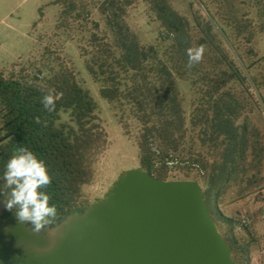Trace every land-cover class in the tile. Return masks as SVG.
Here are the masks:
<instances>
[{
	"label": "trees",
	"instance_id": "16d2710c",
	"mask_svg": "<svg viewBox=\"0 0 264 264\" xmlns=\"http://www.w3.org/2000/svg\"><path fill=\"white\" fill-rule=\"evenodd\" d=\"M147 2L163 33L153 42L143 43L116 13L103 11L106 30L102 34L92 32L86 44L79 47L85 69L99 83V93L109 103L124 135L135 141L139 167L153 177L167 181L165 166H157L164 157L178 162L184 158L181 130L186 124L199 129L202 147L212 145L220 151L221 162L204 180L203 198L217 229V221L224 228V233L218 231L232 259L248 264L253 238H238L232 220L218 210V199L236 160L243 158L248 147V126L237 123L238 100L228 86L248 79L223 46L228 35L215 28L212 17L193 26L192 30H197L194 36L186 18L171 7L158 0ZM103 3L113 6L114 0ZM53 4L62 7L60 17L77 11L75 0H56ZM200 45L205 46L203 58L189 68L187 49ZM180 83H186L196 95L188 118ZM250 83L256 86L253 78ZM50 90L55 97V110L51 112L41 103ZM61 112L67 114V121L62 120ZM151 144L159 149V155L152 151ZM108 146L96 102L72 68L48 58V63L31 62L28 68L22 66L8 74L0 69V190L8 160L18 147H27L46 163L52 177L45 191L51 197L50 204L57 207L58 224L92 204L84 187L93 182ZM0 199L4 200L2 194ZM14 211L5 208L4 214L14 215Z\"/></svg>",
	"mask_w": 264,
	"mask_h": 264
},
{
	"label": "rangeland",
	"instance_id": "374dc122",
	"mask_svg": "<svg viewBox=\"0 0 264 264\" xmlns=\"http://www.w3.org/2000/svg\"><path fill=\"white\" fill-rule=\"evenodd\" d=\"M56 0H0V69L6 74L20 67L28 68L31 62L48 58L64 63L76 74L78 81L89 90L97 105V113L108 135L109 146L96 168L93 182L84 187L92 203L104 195L129 173L139 169L138 148L133 139L124 135L109 103L99 93L100 85L85 69L80 56L92 32L106 30L103 11L117 14L118 20L128 24L143 43L153 42L163 29L155 21L147 0H114L113 6L104 0H75L77 11L60 17L62 7ZM186 18L192 30L203 19L213 18L215 28L225 30L228 40L224 47L248 81H236L228 87L238 100L240 117L237 123L248 126V147L243 158L236 160L233 172L218 199V210L232 220L238 213L259 218L264 230V0H158ZM118 8H121V12ZM84 14L77 17V13ZM197 36V30H192ZM33 72V71H31ZM255 80L256 86L250 83ZM186 117L192 110L196 96L186 83L178 86ZM62 120L68 116L61 112ZM132 130V128H131ZM182 131L183 165L165 167L167 180H187L199 183L204 190L205 178L221 162L220 151L200 145L198 128ZM208 142V141H207ZM191 147V148H190ZM192 160L194 164L192 165ZM195 160V161H194ZM203 165L205 168H203ZM160 166V165H158ZM195 166H198L196 168ZM4 200L0 199V222L14 215L4 214ZM218 229L224 233L220 221ZM253 224V222H252ZM252 226L246 234L234 231L238 238H253L250 256L261 250V242L252 236Z\"/></svg>",
	"mask_w": 264,
	"mask_h": 264
},
{
	"label": "water",
	"instance_id": "95a60500",
	"mask_svg": "<svg viewBox=\"0 0 264 264\" xmlns=\"http://www.w3.org/2000/svg\"><path fill=\"white\" fill-rule=\"evenodd\" d=\"M0 264H237L199 183L139 167L82 213L36 234L0 222Z\"/></svg>",
	"mask_w": 264,
	"mask_h": 264
},
{
	"label": "clouds",
	"instance_id": "9594fccd",
	"mask_svg": "<svg viewBox=\"0 0 264 264\" xmlns=\"http://www.w3.org/2000/svg\"><path fill=\"white\" fill-rule=\"evenodd\" d=\"M205 52L200 45L187 49L188 67L199 63ZM44 108L55 110V97L50 90L41 98ZM39 123V118H36ZM4 205L7 210L14 211L20 224L30 225L33 233H47L59 219L57 207L50 204L51 197L45 191L52 183L46 163L27 147H18L16 153L8 160L3 172Z\"/></svg>",
	"mask_w": 264,
	"mask_h": 264
},
{
	"label": "built area",
	"instance_id": "2783aa9c",
	"mask_svg": "<svg viewBox=\"0 0 264 264\" xmlns=\"http://www.w3.org/2000/svg\"><path fill=\"white\" fill-rule=\"evenodd\" d=\"M151 149L156 155L160 154L159 149L154 144H151ZM162 164L165 167L172 169L178 165H183L184 163H180L177 160L170 158L169 156L164 157L163 160L157 164V166ZM195 167L198 168V166ZM261 215L264 218V210L262 211ZM232 224L235 232L246 234L252 226V218L246 213H238L232 218ZM248 264H264V246L258 253L250 256Z\"/></svg>",
	"mask_w": 264,
	"mask_h": 264
},
{
	"label": "crops",
	"instance_id": "0c3cea01",
	"mask_svg": "<svg viewBox=\"0 0 264 264\" xmlns=\"http://www.w3.org/2000/svg\"><path fill=\"white\" fill-rule=\"evenodd\" d=\"M260 221L261 220L259 218H256V217H255V219H253V221H252L253 222V224H252V229H253L252 236L257 238L261 242V250H262V248L264 246V241H263L264 230L259 227Z\"/></svg>",
	"mask_w": 264,
	"mask_h": 264
}]
</instances>
